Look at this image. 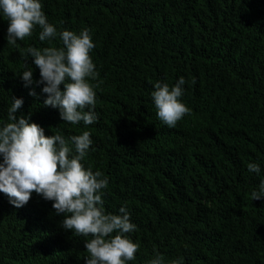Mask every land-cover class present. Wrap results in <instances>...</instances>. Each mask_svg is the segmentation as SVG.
Returning a JSON list of instances; mask_svg holds the SVG:
<instances>
[{
  "label": "trees",
  "instance_id": "1",
  "mask_svg": "<svg viewBox=\"0 0 264 264\" xmlns=\"http://www.w3.org/2000/svg\"><path fill=\"white\" fill-rule=\"evenodd\" d=\"M40 2L57 28L51 41H40L36 26L9 45L0 10V124L14 96L24 100L17 115L31 112L46 136L90 132L81 163L108 179L105 212L126 207L137 226L129 236L139 248L126 264H147L157 252L165 264H264V198L251 196L264 180V0ZM84 28L99 74L86 78L98 85L91 125L63 122L43 105V85L25 87L20 77L29 46L62 47V30ZM180 77L190 114L169 127L151 94L156 82L171 88ZM52 203L33 193L16 208L0 193V264H85L91 235L63 229Z\"/></svg>",
  "mask_w": 264,
  "mask_h": 264
},
{
  "label": "clouds",
  "instance_id": "2",
  "mask_svg": "<svg viewBox=\"0 0 264 264\" xmlns=\"http://www.w3.org/2000/svg\"><path fill=\"white\" fill-rule=\"evenodd\" d=\"M0 10L7 17L9 45L30 37L36 26L41 29L39 40L42 42L58 35L57 28L48 22L40 0H0ZM59 39L62 47L29 46L24 57L27 70L20 77L25 87L43 85L42 92L47 94L43 105L59 109L63 122L83 121L91 125L98 120L94 91L98 85L86 78L96 80L99 74L90 57L95 47L90 29L84 28L79 34L62 30ZM28 57H31L30 64L40 70L39 80H33ZM185 83L184 77L171 88L167 83L156 82L151 94L158 118L169 127H175L182 117L190 114L180 99ZM29 95L37 94L33 89ZM23 104L22 97L13 96L8 122L0 124V193L16 208L25 206L33 193L52 201L55 214L63 215L60 223L63 229L74 230L78 236L91 235L84 244L89 253L85 264H126L134 260L139 244L129 236L137 227L131 222L130 213L126 207H121L119 214L105 212L102 197L108 179L101 171L93 172L81 163L92 144L90 132L67 139L60 132L46 136L43 127L31 122V112L17 115ZM248 170L257 175L261 172L257 163H249ZM251 196L253 200L264 198V180ZM147 264H165V260L157 252ZM168 264H183V260L173 259Z\"/></svg>",
  "mask_w": 264,
  "mask_h": 264
}]
</instances>
